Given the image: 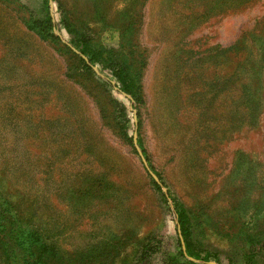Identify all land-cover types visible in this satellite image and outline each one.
<instances>
[{"label":"rangeland","instance_id":"rangeland-1","mask_svg":"<svg viewBox=\"0 0 264 264\" xmlns=\"http://www.w3.org/2000/svg\"><path fill=\"white\" fill-rule=\"evenodd\" d=\"M44 7L0 0L1 193L91 264H136L152 237V264L171 261L175 217L140 138L210 263L246 264L243 234L264 229V0H50L60 24L40 31ZM68 29L130 59L134 107Z\"/></svg>","mask_w":264,"mask_h":264},{"label":"trees","instance_id":"trees-1","mask_svg":"<svg viewBox=\"0 0 264 264\" xmlns=\"http://www.w3.org/2000/svg\"><path fill=\"white\" fill-rule=\"evenodd\" d=\"M46 17L43 21H37L40 31L54 29L60 23L51 11L50 0H44ZM72 39L67 42L68 46L76 50L86 58V65L101 66L99 72L105 78L103 70H109L115 79L122 94L129 98L132 106L142 95L140 84V72L132 69V62L125 54L116 53L114 50H106L98 47L91 39L73 29H68ZM122 60V61H121ZM252 106L262 103L259 98ZM251 106V109H252ZM249 114L252 111H248ZM249 120V118H247ZM140 159L152 176L154 186L161 195L164 203L172 210L176 222V243L178 251L176 257L163 264H211L212 258H216L211 252L203 249L194 236V222L191 214L184 205L166 189L162 174L152 165L147 150L142 140H138ZM243 238L248 244L246 264H253L254 258L260 248L264 247V229L259 232L244 233ZM58 241L48 237L46 228L39 226L34 220L23 212L0 191V247L3 251L5 264H91L86 259H80L78 253H66L58 245ZM258 249L254 250V246ZM161 242L155 237L149 238L142 246L136 264H152L155 255L160 252ZM254 250V251H251ZM105 252V249H103Z\"/></svg>","mask_w":264,"mask_h":264}]
</instances>
